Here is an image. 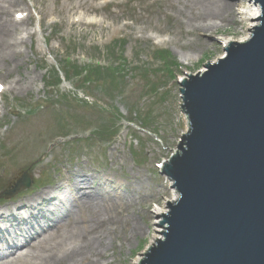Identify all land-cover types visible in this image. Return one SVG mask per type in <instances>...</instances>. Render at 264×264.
Returning a JSON list of instances; mask_svg holds the SVG:
<instances>
[{"label":"rangeland","instance_id":"1","mask_svg":"<svg viewBox=\"0 0 264 264\" xmlns=\"http://www.w3.org/2000/svg\"><path fill=\"white\" fill-rule=\"evenodd\" d=\"M3 1L0 16L22 25L12 34L18 54L0 69V177L15 173L0 195L23 172L33 186L0 198V216L33 202L39 211L30 221L38 229L42 216L58 211L56 194L74 174L106 177L102 192L134 190L135 197L101 219L110 226L100 233L107 252L101 262L137 264L151 245L154 210L167 209L175 194L158 166L178 151L188 129L179 80L225 56L220 40L249 35L237 7L249 0H226L236 11L225 31L212 33L193 32L187 23L198 16L185 0H15V7ZM43 179L51 183L34 186ZM48 189L53 197H42ZM91 203L73 219L92 224ZM13 224H0V231L8 228L0 238L19 233Z\"/></svg>","mask_w":264,"mask_h":264},{"label":"water","instance_id":"2","mask_svg":"<svg viewBox=\"0 0 264 264\" xmlns=\"http://www.w3.org/2000/svg\"><path fill=\"white\" fill-rule=\"evenodd\" d=\"M254 1L263 15L249 41L181 83L190 128L162 172L180 197L139 264H264V0Z\"/></svg>","mask_w":264,"mask_h":264},{"label":"bare ground","instance_id":"3","mask_svg":"<svg viewBox=\"0 0 264 264\" xmlns=\"http://www.w3.org/2000/svg\"><path fill=\"white\" fill-rule=\"evenodd\" d=\"M190 2V9L198 16L197 20L188 22L193 32H220L225 31L223 24H227L229 16L236 11V6H232L226 0H185ZM11 7H15V0H5ZM187 3V2H186ZM241 18L244 17L249 22V35L242 38L237 43L249 41L250 34L256 26L260 23L261 10L260 5L249 0L247 7L245 5H238ZM2 6L0 5V13ZM4 11V10H3ZM196 21V23H195ZM24 24V22H22ZM20 24L16 19H10L8 16H0V69L6 68L7 60L10 57L16 58L18 54L17 39L13 44L12 34L18 30ZM230 43H236L231 38H224L221 40L222 46L229 47ZM192 62V59H188ZM204 72V70L202 71ZM11 73L8 72L7 75ZM182 78L186 80L184 75ZM21 83V80L18 81ZM187 121V119H186ZM168 162V160H167ZM15 173L0 177V185L4 184ZM68 181L72 185L66 188L62 194L59 191L56 196V201L59 203V209L52 217L42 216V226L38 224L39 228L35 229L30 218L38 214V208L35 209L33 202H28L27 207L21 204L11 206L4 209V213L0 216L1 223H14L20 229L19 233H12L0 238V242L5 246L6 253H0V264H17L23 261L24 264H105L101 262V258L105 257L107 252L104 251V244L101 236V231L108 229L101 220L105 217L108 209L113 207L119 208L120 204L128 202L130 195L135 197V191L127 190L124 194L116 193V188L112 187L111 192H102L105 189L106 177L97 174L81 175L74 174ZM90 183V184H87ZM88 187L89 190L88 191ZM175 191L173 185L170 188ZM42 197L52 198L53 194L50 189L42 194ZM179 195L175 191L173 199L165 204L175 203ZM94 206L95 218L92 224L86 221H80L75 218L77 210L81 211L84 206ZM55 205V206H57ZM154 223H153V237L151 241L152 247L156 246L159 240H163V230L161 227L162 216L167 213V209L158 208L154 210ZM114 212V211H113ZM120 214V213H119ZM37 217V216H35ZM101 222V225L97 224ZM27 226V227H24ZM65 227V230H63ZM89 229V230H88ZM8 228L0 232L6 234ZM28 230V231H27ZM136 232V230H134ZM105 238H109L107 235ZM71 243V247L68 244ZM143 258V254L137 257L136 263L138 264Z\"/></svg>","mask_w":264,"mask_h":264}]
</instances>
